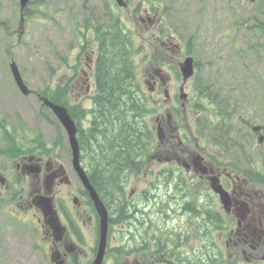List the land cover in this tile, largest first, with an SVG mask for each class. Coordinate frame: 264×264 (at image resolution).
Here are the masks:
<instances>
[{"label":"rangeland","instance_id":"1","mask_svg":"<svg viewBox=\"0 0 264 264\" xmlns=\"http://www.w3.org/2000/svg\"><path fill=\"white\" fill-rule=\"evenodd\" d=\"M127 3L126 7H120L116 0H29L30 13L24 14L25 18L22 20L20 0H0V121L5 123L0 126V149L5 146L4 134H10L13 139L25 144H30L37 134H41L51 154L38 150V156L64 164L73 179L72 186H64L61 189L63 195L71 193L73 196L75 187L82 188L73 167L68 134L53 108L51 111L46 109L45 97L40 93L55 87L52 85L54 80L58 82L62 79L64 83L69 81L76 71L74 65L81 49L82 30L90 35L94 33L100 27L99 21L106 22L103 18L114 8L125 22V26L134 32L138 45H143L144 49L135 55V63L137 78L147 94L150 92L145 82L148 73L154 72L158 67L155 65L165 60V63H168L164 67V73L171 76L170 90L175 97L184 81L182 76L179 80L176 79L175 68L179 67L178 59L185 54L188 43L192 44L194 56L201 65L195 76L185 82V89L190 95L185 106L174 98L166 101L163 93L156 98V103L151 97V106L157 107L159 104V109L148 117L150 123L153 121V125L156 124L157 115H163L167 121V115L170 113L173 115L171 123L181 129V135H188L192 146L202 147L203 151L204 148L209 149L220 161L224 157L226 161H231V164H240L246 171L260 170L261 174L264 173V0H155V3L148 0H127ZM160 10H163L165 15H160ZM6 23L9 25L8 29L5 27ZM162 24L167 27L166 34L158 32ZM170 35L182 46V54L166 60L160 44ZM89 39L94 40V36ZM62 55L66 56L67 62L63 60ZM81 57L85 62L79 65V74L77 79H74V84L76 80L79 81L77 85H86L89 81L87 79L83 82V67L90 71L91 82L84 89L71 91L70 97L72 103L84 98L86 106L90 107V95L96 91L94 64L86 53ZM13 60L17 62L28 84V94L20 89L14 79L10 68ZM205 83L210 85L214 98H221L218 101L221 109H224L223 100L228 101L230 115L221 118L223 115L218 116L219 111L213 117L217 124L223 125L222 131H210L211 125H204L207 121L206 114L193 105L194 102L201 101L209 110L216 109L208 99L200 98L196 94L197 88ZM160 84L158 78V87ZM176 105L177 108L173 109ZM257 124L262 125V128L254 130L253 126ZM81 126L84 127L85 124L81 123ZM61 138L62 141L58 146H54L53 150L50 146ZM103 142L100 140L98 143ZM159 142H155L153 151L159 159H147L146 167H151L150 173H142L139 179L124 180V171L121 177L124 180L122 183L125 184L120 183L124 192L123 202H120L122 196L112 199L116 208H119L125 205L126 191L130 193L134 189L135 197L140 196L144 202L133 214L130 213L131 208L125 210V213L134 221H143L146 217L144 227H148L155 217H159L160 228L158 229L157 224L151 228L156 233L161 232V229L166 230L165 227L172 228L173 220L181 218L173 216L175 212L171 210V206L168 213L166 209L163 211L160 208V211L153 210L149 215V209L144 208L145 214L141 213L146 201L161 206L162 201L170 197L166 195L165 184H152L155 179L153 174L171 163L165 159V149ZM86 148L83 145V151L88 154ZM216 150L221 153L217 155ZM44 153L47 155H42ZM171 154L168 152L167 155ZM5 161L7 160L0 154L1 170L4 169ZM170 161L173 162L174 159ZM8 174L15 176L16 171H8ZM156 182L159 181L154 183ZM205 187L207 190L210 188L208 184ZM22 188L24 189L23 186ZM151 188L157 190L154 200L152 195L148 199L149 192L145 194V191ZM25 189L28 198L31 191L28 179ZM5 190L6 186L0 182V264H53L49 260L50 240L45 239L41 223L28 216L27 210L17 201H11L10 196L6 197L3 194ZM158 190L161 193H158ZM77 191L75 190V193ZM81 192L79 190V193ZM170 192L176 190L170 188ZM178 194L185 196L181 192ZM64 196L62 198L67 200ZM169 200L170 205L176 203L171 197ZM85 222L83 254L77 261L80 264H86L92 258L91 247L95 238L94 227L88 214ZM134 227L137 225L131 222L132 231L136 230ZM192 230L193 227L188 226L186 231ZM214 235L222 244L225 243V237L221 234L215 232ZM130 238L131 235H128V239ZM115 242L116 239H113L112 243ZM199 247L198 242H191L185 254L190 256L194 253L193 249L198 251ZM111 258L109 253L108 264H112ZM124 258V263H121L128 264Z\"/></svg>","mask_w":264,"mask_h":264},{"label":"flooded vegetation","instance_id":"2","mask_svg":"<svg viewBox=\"0 0 264 264\" xmlns=\"http://www.w3.org/2000/svg\"><path fill=\"white\" fill-rule=\"evenodd\" d=\"M161 45L167 49L170 46H174L171 41H163ZM174 50L175 48L170 49L171 52H174ZM178 52L176 50V55H170V58L165 53L164 56L170 60L179 56L180 53L177 54ZM177 63L180 64L179 59ZM157 72L160 71L158 70ZM148 75L157 80V75L153 73H148ZM168 78L171 80V77ZM161 79L162 85L159 89L164 90L169 95L171 86L166 82L167 77H161ZM156 90H158L157 87ZM162 90L159 93H162ZM175 99L180 101V93L177 94ZM181 104L185 106L186 102L182 101ZM160 116L156 118L158 126L161 125L163 127L160 145L165 149V159L167 162H171L167 164L171 171L166 173L162 172L164 169H161L153 175L155 178H159L161 175L171 178L170 184L166 186L165 190L166 195L170 196L176 203L170 205V197H168V200L162 201L163 204L161 206L159 204L155 206L152 202L149 204L146 201L141 210L143 211L144 208L149 209L148 215L156 209L159 211L160 209L163 211L166 209L168 213L169 206H171V210L175 212L173 216L181 217V220H173V227L168 230L172 231L173 234L166 236V230L161 229V232L156 233L151 229L154 224H157L158 229L160 228L159 217H155L148 227H144L143 224H146V217L143 221L139 219L134 221L125 213V210L131 208L130 213L133 214L134 211L139 210L137 208H140L139 205L144 202V199L140 196L135 197L134 189L129 194L126 191L125 205L119 208H116L117 206L114 205L112 199L109 202L105 201L109 209V238L103 264H108L107 255L112 250H114L110 253L112 255V264H123V257H125L124 259L127 260L128 264H203L202 258H207L208 260L215 255L222 258L227 264H264V178L260 177L261 171H246L240 164H231V161H226L224 157L220 161L209 149L204 148L203 151L202 147L192 146L188 135H181V129L171 123V119H169L170 113L167 115L168 122L166 117ZM84 124L85 126H82L83 129L90 125L88 117L84 119ZM256 127H254V130L258 129ZM187 141H189V145H187ZM207 143L214 144V142ZM81 148L82 162L84 166L88 167L90 165L89 156L83 151V146ZM148 151L144 150L142 152L141 160H138L140 162L137 168L138 171L126 172L124 180L129 178L139 179L142 173H150L149 169L151 167H146L149 157ZM168 152L172 154L167 155ZM215 153L219 155L221 151L216 150ZM207 154L210 156H207ZM28 157L4 156L7 161L3 163L4 169H0V182L6 186L7 190L3 194L6 197L10 196L11 201H17L20 206L27 210L28 216L33 219L36 218L41 223L42 228L45 230V238L50 240L53 264H79L77 261L83 254V244L86 239L84 238L85 217L88 214L94 227L95 238H93L94 244L91 247L92 258L86 264H93L94 258L98 253L101 231L99 211L94 203H87L88 198L84 194L83 187L78 186L73 190L76 195L71 197L72 206H70V202L63 201L62 197L64 195L61 187L63 184L72 185L74 182L67 178L66 181L68 182H62L65 175L63 177L59 175L62 171L58 162L50 161L41 156L36 159L35 157ZM99 157L102 158V155L100 154ZM171 159H174L173 162L176 164L170 161ZM36 166L39 167L40 172L35 170ZM98 170L100 174V168ZM8 171H16V175L10 176ZM53 176L56 178L53 182L51 195L66 229L62 238L58 241L55 239L56 235L53 229L47 226L48 224H45L44 213L37 206L36 201L38 195L45 193L48 177L51 178ZM27 179L31 186L28 198H26L25 189ZM199 179L200 181L198 182L197 180ZM211 180L220 182L229 192L230 202H228L227 206L222 204L219 194L213 191ZM180 182L182 184H191L190 186L194 187L192 188L194 192H196L197 187L199 192H201L200 199L204 197L202 203H200V200L197 204L191 203L195 199L192 194L187 193L184 197L179 196L177 187ZM153 184L156 185L155 183ZM206 184L210 186L208 190L205 187ZM22 186L24 187L23 193H21ZM170 188L172 190L174 188L176 192L171 193ZM75 190H78L77 193H75ZM79 190L82 192L79 193ZM147 192L145 191V194ZM158 193H161V191L158 190ZM68 194L71 196V193ZM149 194L152 195V200L156 199L154 192H149ZM128 195H131V197H128ZM37 199L41 201L40 197H37ZM182 200L184 202L181 203ZM141 213L145 214L144 211ZM131 222H133V225H137L136 228L134 227L136 230L132 231ZM213 223L218 226L216 234L218 233L225 237L224 247H219L214 241L213 230L209 228L210 225H214ZM138 224H141V226L139 227ZM188 226L193 227L192 232L189 231L187 233ZM180 231H182L183 236H178L177 234L175 236L174 233ZM113 233L114 236H112ZM187 234L190 236L188 237ZM128 235H131L130 239H128ZM113 239H116L115 243H112ZM167 242L170 246H167ZM191 242L199 243V250L193 249L194 253L192 254V256L197 255L198 257L190 256L188 258L185 256V252H187ZM168 247L170 249L174 248V251H171L172 249L166 251ZM212 248L215 249L216 253L213 252Z\"/></svg>","mask_w":264,"mask_h":264},{"label":"trees","instance_id":"3","mask_svg":"<svg viewBox=\"0 0 264 264\" xmlns=\"http://www.w3.org/2000/svg\"><path fill=\"white\" fill-rule=\"evenodd\" d=\"M148 1L155 3V0ZM29 13L30 9L28 8L26 14ZM161 14L165 15L164 11ZM105 20L107 21L98 20L100 27L96 32L99 41V56L96 68L97 93L93 96L94 106L91 110L93 114L92 122L86 132L79 126L78 136L81 146L85 145L87 147L86 152L92 167L90 177L95 187L104 198H107L108 202L110 199H116L119 196H122L120 202H123L124 192L121 186L123 184L121 177L123 172L138 171L137 168L140 164L138 160H141L144 150H149L148 155L150 157L155 155L152 150L156 142L155 139H157V133L151 127V123L147 121V117L155 111L136 73L135 55L142 51L143 45H138L132 32L126 29L120 14L114 8H111ZM160 32H165L164 24L161 25ZM187 52L194 54L191 43L187 44ZM62 57L63 60L67 61L66 56ZM67 88L68 85L62 86L59 84L55 89L50 88L43 93L49 95L56 102L67 104L68 102L63 99ZM197 95L200 98L208 99L216 107L214 110L212 108L209 110L207 105L201 101L194 102L196 109L204 112L207 116L204 125L207 127L211 125L210 131H222L223 125L217 124L213 117L219 111L218 116L223 115L221 118L230 115L228 101L223 100L224 109H221L218 103L221 98L216 99L212 96L208 84L201 85ZM78 106L75 107L76 109L70 107L73 117L77 120V125L84 117V111L80 108V105ZM4 125L5 123L0 121V126ZM37 135L36 139L30 144H25L13 139L10 134H4L6 145L0 149V153L17 156L21 153L37 152L39 150L51 154L42 135ZM100 140L104 141L103 144L98 143ZM61 141L62 138L50 147L55 150L54 146H58ZM100 154L102 158L99 157ZM98 168H100V174ZM170 171L164 169L162 172L169 173ZM260 177L264 178V173ZM161 182L168 184L170 179L162 175ZM181 182L177 187L179 192L184 195L187 193L192 194L195 199L191 203L196 204L199 190L197 189L194 192L189 185ZM170 234L172 233H167L166 236ZM177 235L183 236L182 231L178 232ZM167 246H170L168 242ZM171 249L168 247L166 251H174V248ZM202 259L203 264H227L216 255L211 256L208 260L207 258Z\"/></svg>","mask_w":264,"mask_h":264},{"label":"water","instance_id":"4","mask_svg":"<svg viewBox=\"0 0 264 264\" xmlns=\"http://www.w3.org/2000/svg\"><path fill=\"white\" fill-rule=\"evenodd\" d=\"M120 3L124 4V0H118ZM22 5L24 6L27 2V0H21ZM194 57L188 56L185 61L182 64V72L184 79H188L193 73H194ZM12 69L14 72V75L22 88L24 92L28 91V87L25 85L21 74L19 72V69L15 63L12 64ZM187 93L183 92L182 97L185 98ZM47 100V99H46ZM53 110L56 112V114L59 116L60 120L62 121L63 125L65 126L68 135H69V141L70 145L73 151V164L75 169L77 170L78 174L80 175L82 181L84 182L87 189L90 191L91 197L93 198L95 205L98 209V211L101 213V236H100V246L99 251L96 256V259L93 264H102L105 252H106V244H107V236H108V210L105 206L103 200L99 196V193L93 186L92 182L90 181L86 170L83 168L81 163V156H80V144L77 138V132H78V126L76 123V120L72 118L71 114L67 111V108L64 106H60L57 104H54L51 101H47ZM160 137L162 136V130L160 128L159 131ZM213 188L220 193L222 201L225 204H228L230 202L229 193L222 187L221 184H218V182L214 181ZM44 212L46 216L48 217L47 221L50 223L51 227L54 230V233L56 235L55 239L60 240L63 236L64 230L63 227L56 216V212L51 209H49V202L44 203Z\"/></svg>","mask_w":264,"mask_h":264}]
</instances>
